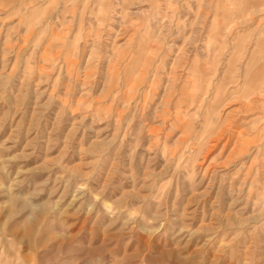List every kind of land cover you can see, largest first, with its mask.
<instances>
[{
    "label": "rangeland",
    "instance_id": "374dc122",
    "mask_svg": "<svg viewBox=\"0 0 264 264\" xmlns=\"http://www.w3.org/2000/svg\"><path fill=\"white\" fill-rule=\"evenodd\" d=\"M245 71L264 0H0V264H264Z\"/></svg>",
    "mask_w": 264,
    "mask_h": 264
},
{
    "label": "bare ground",
    "instance_id": "6f19581e",
    "mask_svg": "<svg viewBox=\"0 0 264 264\" xmlns=\"http://www.w3.org/2000/svg\"><path fill=\"white\" fill-rule=\"evenodd\" d=\"M248 69V68H247ZM247 69H246V71H247ZM245 71V73H243L244 74V78H243V84H246V85H244V87H245V89L243 90V92H241L240 91V89L239 90H237V91H227V94H224L226 91H223V89H224V86L223 87H218L217 89H216V91H215V94H214V101H217V100H222V101H225V100H229V99H231L230 97H231V95H235V94H240V92H241V95L242 96H244V98L245 99H247L246 101L248 102V100H250L248 103H252L253 101V98L255 99V101L256 100H259L260 98H261V95L263 94L262 92H264V86H262V85H256L255 87H254V89H252V90H250V84H248L249 83V80H250V74L248 73V72H246ZM235 74H236V72H234ZM238 73V72H237ZM240 73V72H239ZM242 73V72H241ZM240 75V74H239ZM212 77H210V79L208 80V87H207V89L203 92H201V94L202 93H204V95H207L208 96V94L209 93H211L212 91H211V89H212V84L214 83V81H215V79H216V77H217V72H215L214 71V73L211 75ZM242 79V78H241ZM239 80V78H236L233 82H237ZM240 83V82H239ZM204 84V83H203ZM202 84V85H203ZM229 85V84H228ZM234 86V85H233ZM195 89H197V88H195ZM204 90V89H203ZM229 90V89H228ZM233 90V89H232ZM197 91H200L199 89L197 90ZM211 91V92H210ZM194 92H195V90H194ZM224 94V95H223ZM195 95V94H194ZM196 95L198 96V93L196 92ZM195 95V96H196ZM263 96V95H262ZM206 97V96H205ZM195 99V98H194ZM203 99H204V96H203ZM252 99V100H251ZM200 100V99H199ZM201 101V100H200ZM205 101H206V99H205ZM204 101V102H205ZM199 102V101H198ZM244 103V104H246V105H248V103ZM201 103V102H200ZM245 105V106H246ZM249 106V105H248ZM213 107V106H212ZM199 109V108H198ZM209 118H211L210 116H209ZM211 121H212V119L211 120H209V121H207V125H210L211 124ZM214 128V127H213ZM220 135H221V133H220ZM244 139V138H243Z\"/></svg>",
    "mask_w": 264,
    "mask_h": 264
}]
</instances>
